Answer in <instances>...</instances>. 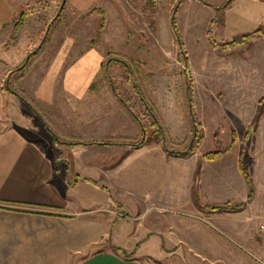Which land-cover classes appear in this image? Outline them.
Returning <instances> with one entry per match:
<instances>
[{"label": "crops", "instance_id": "0c3cea01", "mask_svg": "<svg viewBox=\"0 0 264 264\" xmlns=\"http://www.w3.org/2000/svg\"><path fill=\"white\" fill-rule=\"evenodd\" d=\"M225 1L217 5L206 1L211 6L200 2L213 9L209 24L216 14L215 6ZM28 2L0 0V264H171L169 255L183 256L185 252L199 261L214 241V230L202 220L210 218L262 256L258 262L238 260L227 248L228 238L217 229V263L223 259L225 264H264V248L257 243L252 228L254 214L257 216L256 188L252 200L239 211L204 210L192 198L197 184L199 192L204 193L200 198L203 205L246 202L248 186L238 154L230 160L223 157L217 165V160L200 156L172 155L156 142L133 149L121 144L140 137L141 130L113 92L107 93L110 79L102 80L105 62L97 45L76 54L75 37L65 35L47 64L40 62L45 50L41 46L24 70L13 71L28 56L27 23L16 39L7 43L13 20ZM90 4L88 0L85 4L73 0L79 11L87 10ZM262 25L264 0H235L225 9L221 28L224 38L230 40ZM6 82L41 117L7 92ZM45 124L61 139L86 144L57 142ZM133 157L137 169L142 170L141 190L146 191L149 184L155 193L140 200L141 209L134 213L135 219L140 221L150 208L159 211L145 231L150 233L140 236L137 227L128 226L127 218L133 213L123 210L122 203L92 206L93 194L84 196L79 192L93 189L94 184L107 187L104 180L110 171L125 167ZM188 159L193 160V170L183 177L185 191L181 197L189 203L180 209L175 207L178 198L169 195L167 184L175 182L174 161L178 164ZM198 164L201 171L197 174ZM211 167L215 171L212 174L208 173ZM251 176L255 186L256 176ZM212 179L217 184L213 187ZM162 190L166 198H154ZM206 192H212L214 199ZM175 211L181 216H175ZM149 244L155 249L148 250ZM142 245L147 251L139 249ZM112 246L135 252L126 258Z\"/></svg>", "mask_w": 264, "mask_h": 264}, {"label": "rangeland", "instance_id": "374dc122", "mask_svg": "<svg viewBox=\"0 0 264 264\" xmlns=\"http://www.w3.org/2000/svg\"><path fill=\"white\" fill-rule=\"evenodd\" d=\"M64 1L61 17L53 23L48 34V42L44 39L48 24L50 25L60 5L62 6L63 0H29L24 6V11L29 12L26 21L30 17L28 22L25 21L26 36L29 40L27 55L37 47L45 46L40 62L47 64L64 36L72 35L77 42L76 54L90 45H97L104 55V62L110 57L126 60L134 68L141 93L161 120L165 143L170 149L175 151L186 149L194 131L193 115L202 127V139L196 152L181 155L191 154L190 157L200 156L205 159L203 154L228 147L233 130L237 137L234 148L236 153L233 150L225 156L210 161L217 160L218 165L223 157L228 156L230 160L237 154L240 160L243 149L242 159L245 168L257 179L255 185L258 194L255 202L257 216L254 214L252 221L254 238L259 246L264 248V236L259 229L264 223V102L261 106L262 115L258 122L254 121L259 109V101H264V38L255 39L250 44L232 50L219 51L212 46L207 37L209 17L213 9L197 0H183L178 8L177 21L185 45L187 55L185 58L181 55L170 29V14L178 0L149 2L148 0H88L91 6L85 11L77 10L73 0ZM74 1L86 3V0ZM206 1L217 5L223 0ZM93 8H102L106 11V25L100 36L97 35L100 16L89 13ZM213 36L218 42L226 40L219 22L213 28ZM110 72L112 77H118L115 81L120 92L131 101L137 111H141L140 100L131 82L126 80L123 68L113 63ZM104 74L105 72L102 80L108 79ZM188 80L192 84L191 99L188 96ZM106 85L107 93L112 94L111 87ZM248 129L250 134L245 137ZM192 161L188 159L178 164L174 161L175 182L173 185L167 184L169 195L173 193L178 198L174 200L175 207L180 209H185L189 203L187 199L181 197L185 191L181 183L186 172L193 170ZM108 169L112 170V167ZM136 169L133 157L125 167L110 171L104 180L107 187L94 184L93 189L83 188L79 192L85 194L84 196L93 194L92 206L97 203L99 205L122 203L123 210L133 213L132 218H127L128 226L137 227L136 233L140 236L149 230L148 225L156 218L158 209L150 208L140 221L135 219L137 216L134 213L141 209L140 200L155 194L149 184L144 188L146 190L144 192L148 194L141 190L142 170L139 167ZM195 169V172L201 171V164L196 165ZM213 169L211 167L208 173L215 172ZM215 185L217 184L212 179L210 186ZM198 188L195 184L192 198L203 209L209 205L200 202L204 193L199 192ZM162 191V194H157L154 198L164 200L167 194ZM206 193L209 198H213L212 192ZM181 214L179 211L174 212L175 216ZM204 224L215 232L211 233L214 241L208 246V253L204 250L205 256L199 258V261L186 252L183 256L174 253L175 255H169V263L225 264L222 262L223 259L217 263V229H221L222 234L228 238L227 248L235 258L245 262L250 260L258 262L260 258L262 259V256L245 241L230 234L228 230H223L216 220L210 218ZM148 233L150 232L146 235ZM205 234L210 235V232L205 231ZM152 235L156 236V234ZM153 239V237L150 239L151 244L154 242ZM212 246L216 248H213V251L210 249ZM142 247L139 249L147 251V247L143 245ZM151 249H155V246L149 244L148 250ZM156 249L159 252L160 248Z\"/></svg>", "mask_w": 264, "mask_h": 264}, {"label": "trees", "instance_id": "16d2710c", "mask_svg": "<svg viewBox=\"0 0 264 264\" xmlns=\"http://www.w3.org/2000/svg\"><path fill=\"white\" fill-rule=\"evenodd\" d=\"M151 0H148V2ZM183 0H178L175 7L172 9L171 14H170V29L172 31V34L174 36V39L177 43V46L180 50L181 55H183V57H187L186 55V50H185V45L184 42L180 36V31L178 28V21H177V12H178V8L181 4ZM199 2L206 4V5H210L208 2H206L205 0H198ZM235 2V0H226L221 6H215L216 9V14L215 17L213 18V20L211 21V23L208 26V30H207V37L209 39V41L211 42L212 46L219 50V51H228V50H232L234 48L243 46V45H247L250 44L253 40L257 39V38H264V25L259 26L258 28L247 32V33H243V34H239L237 36H235L234 38L230 39V40H225L222 42H218L214 39L213 36V27L216 25L217 22H219L221 25L224 23V11L225 9H227L228 7H230L231 5H233V3ZM61 8V5H60ZM58 9V11L56 12L55 16L53 17L50 25L48 24V28L46 30V36H45V41L49 39L48 34L50 32V29L53 25V23L57 22L62 14V11L64 9V7L62 9ZM27 11H23L21 12L14 20H13V26H12V31H11V35H10V39L7 43V45H10L12 41H14L16 39V36L19 32V30L23 27L26 18L28 16ZM90 14H97L100 16V23H99V27H98V33L97 35L100 36L103 29L105 28L106 25V11L102 8H93L89 11ZM48 37V38H47ZM44 41V42H45ZM41 49V47H37L34 51L30 52L27 56V58L24 59V61L22 62L21 65H19L17 68H15V70L13 71H22L24 70L28 63L31 61L32 58H34L38 51ZM113 63L119 64L125 74H126V80H128L129 82H131L135 93L138 97V99L140 100V103L142 105V110L141 111H137L134 108V105L131 104V101L129 99H126L124 97V95L120 92V90L118 89V86L116 84V78L118 79V77H112L111 72H110V67ZM186 67H188V61H186ZM104 76L108 77V79H110V86L112 89L113 94L122 102V104L126 107V109L128 110V112L133 116V118L135 119V121L137 122L140 130H141V136L133 139V140H129L127 142H123L121 144L128 146L129 148H138L141 147L145 144H150V143H160L163 148L165 149L166 152L171 153V154H175V155H181V154H185V153H195L198 146L200 145V141L202 139V127L197 123V119L196 117L193 115V121H194V131H193V135L192 138L190 140V142L188 143L187 147L185 150L183 151H175L170 149L166 143H165V134H164V129L162 127L161 124V120L159 119V117L157 116V114L155 113L153 107L149 104V102L146 100V98L143 96V94L141 93L140 89H139V85L136 79V74L134 71L133 66L127 62L126 60L122 59V58H117V57H110L106 60V62L104 63ZM189 87H188V96L191 99L192 98V84L191 82L188 80L187 81ZM5 89L7 92L14 94L15 96H17L19 99H21L23 102H25L30 109L38 115V113L34 110V108L31 106V104L28 102V100L26 98H24L17 90H15L8 82L5 83ZM263 100L259 101V109L256 113V116L254 118L255 122H258L260 116L262 115L263 111L261 109V106L263 104ZM39 117H41L40 115H38ZM42 119V118H41ZM43 120V119H42ZM44 122V120H43ZM48 131L53 135L55 141L60 142V143H65V144H81L82 142H69L66 140L61 139L59 136H57V134H55L52 129L45 124ZM248 132L246 133L245 137H248L250 134V129L247 130ZM104 144L107 145H117L118 143H113V142H103ZM82 144H86L85 142ZM237 144V137L235 132H231V142L228 145V147H226L225 149L222 150H214V151H209L205 154H203V157L207 160H214L217 159L221 156H225L229 153H231L234 148L236 147ZM243 149L241 150L240 153V160H239V164H240V169L241 172L243 173L247 186H248V197L246 202H243L241 204H231L230 202H225V203H220V204H211L209 206L204 207V210H209V211H239L243 208L246 207L247 203L249 201L252 200V198L254 197V193H255V186L253 183V178L251 176V174L246 170L245 165L243 163V154H242ZM58 169V168H57ZM199 171H197L198 174ZM113 250L117 253L122 254L124 257L126 258H130L133 256L134 252L129 253L127 250L117 247V246H112Z\"/></svg>", "mask_w": 264, "mask_h": 264}, {"label": "built area", "instance_id": "2783aa9c", "mask_svg": "<svg viewBox=\"0 0 264 264\" xmlns=\"http://www.w3.org/2000/svg\"><path fill=\"white\" fill-rule=\"evenodd\" d=\"M204 222H208V220L207 219H202ZM260 232H261V234L264 236V223L263 224H261L260 225Z\"/></svg>", "mask_w": 264, "mask_h": 264}, {"label": "water", "instance_id": "95a60500", "mask_svg": "<svg viewBox=\"0 0 264 264\" xmlns=\"http://www.w3.org/2000/svg\"><path fill=\"white\" fill-rule=\"evenodd\" d=\"M64 3H65V1L63 0L62 6H61V8H60V9H62V8H63V6H64Z\"/></svg>", "mask_w": 264, "mask_h": 264}]
</instances>
